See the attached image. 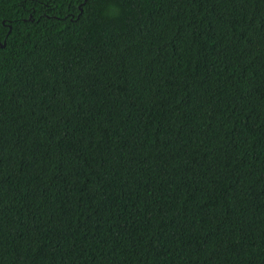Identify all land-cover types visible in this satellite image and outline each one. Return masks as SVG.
<instances>
[{
  "label": "trees",
  "instance_id": "obj_1",
  "mask_svg": "<svg viewBox=\"0 0 264 264\" xmlns=\"http://www.w3.org/2000/svg\"><path fill=\"white\" fill-rule=\"evenodd\" d=\"M0 264H264V0H0Z\"/></svg>",
  "mask_w": 264,
  "mask_h": 264
}]
</instances>
